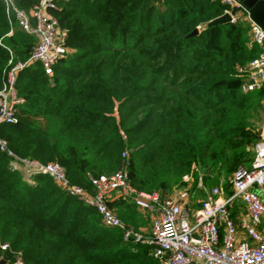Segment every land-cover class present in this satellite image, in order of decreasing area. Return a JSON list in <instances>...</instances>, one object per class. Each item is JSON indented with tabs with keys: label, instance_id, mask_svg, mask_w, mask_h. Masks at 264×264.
<instances>
[{
	"label": "trees",
	"instance_id": "16d2710c",
	"mask_svg": "<svg viewBox=\"0 0 264 264\" xmlns=\"http://www.w3.org/2000/svg\"><path fill=\"white\" fill-rule=\"evenodd\" d=\"M12 1L24 10L35 3ZM5 5L0 0V90L7 71L25 63L36 44ZM57 6L53 14L68 52L51 75L37 63L17 71L18 122L0 125V138L17 157L57 164L71 184L89 191L91 178L126 161L137 191L171 192L191 176V197L220 178L228 184L250 166L264 86L242 93L237 70L259 49L244 20L207 27L227 9L221 0H67ZM9 160L0 151V245L8 246L9 260L157 264L150 248L124 242L121 230L103 226L93 209L49 177L24 178ZM114 214L136 231L148 222L124 201Z\"/></svg>",
	"mask_w": 264,
	"mask_h": 264
},
{
	"label": "built area",
	"instance_id": "2783aa9c",
	"mask_svg": "<svg viewBox=\"0 0 264 264\" xmlns=\"http://www.w3.org/2000/svg\"><path fill=\"white\" fill-rule=\"evenodd\" d=\"M67 0H35L28 9L19 8L12 0H5V13L17 28L36 39V44L25 63L13 65L6 73L0 90V125L18 122L17 108L23 99L15 88L16 73L30 63H37L45 75L68 52L65 31L54 16L57 2ZM227 9L224 14L230 23L244 20L248 24L250 42L259 49L258 56L245 67L238 68L244 76L240 90L251 92L264 86V32L249 19L248 13L235 0H221ZM11 34L9 31L8 35ZM0 151L9 157V167H26L27 178L35 174L49 177L67 196L93 209L105 227L122 231L126 243L150 248L157 264H264V136L251 147L250 166L240 168L228 180L229 193L219 186L206 192L205 198L192 208L190 203L191 176L183 178L187 186L168 191H137L128 182L127 162L108 175L90 179L92 191L71 184L57 164L41 165L13 155L0 138ZM127 159V152L122 153ZM14 161V162H11ZM11 165V166H10ZM201 178L197 188H202ZM114 200L131 204L149 221L148 234L136 231L120 221L109 208ZM2 249H8L6 244ZM13 264H26L20 255Z\"/></svg>",
	"mask_w": 264,
	"mask_h": 264
},
{
	"label": "water",
	"instance_id": "95a60500",
	"mask_svg": "<svg viewBox=\"0 0 264 264\" xmlns=\"http://www.w3.org/2000/svg\"><path fill=\"white\" fill-rule=\"evenodd\" d=\"M248 13L249 19L258 25L264 32V0H235ZM230 16L223 14L221 17L214 19L207 24V27H213L219 24L230 23ZM197 30L193 31L189 36L197 34ZM0 264H5L0 262Z\"/></svg>",
	"mask_w": 264,
	"mask_h": 264
},
{
	"label": "rangeland",
	"instance_id": "374dc122",
	"mask_svg": "<svg viewBox=\"0 0 264 264\" xmlns=\"http://www.w3.org/2000/svg\"><path fill=\"white\" fill-rule=\"evenodd\" d=\"M261 117H262L261 122H260V124L258 123V129H259L258 137L259 136L261 137L262 128L264 127V112L261 114ZM5 143L7 144L6 141H5ZM13 155L15 156V154H13ZM19 159H21V158H19ZM11 162H14V161H11ZM14 166L17 168L15 171L20 172L24 178H27L25 173H26V171H28V169L26 167H23V166L18 165V164L14 165ZM191 182H193V178L192 177H191ZM184 186H185V184L181 185L180 188H183ZM214 186H219L224 191L225 194H226V191L228 190V184H227L226 180L223 179V178H220L216 182H214V181L213 182H209V183H207V185L204 186V189H203L204 192L203 191H199V192L193 193L192 197L190 198V203L192 204V206H194V205L197 206L198 203L202 200V197H203L204 193L208 192ZM146 224H147L146 226H144V227L142 226L144 231L147 232L144 235L148 234L149 221Z\"/></svg>",
	"mask_w": 264,
	"mask_h": 264
},
{
	"label": "crops",
	"instance_id": "0c3cea01",
	"mask_svg": "<svg viewBox=\"0 0 264 264\" xmlns=\"http://www.w3.org/2000/svg\"><path fill=\"white\" fill-rule=\"evenodd\" d=\"M262 136H264V127L262 128V132H261V137ZM260 137V138H261ZM119 200H114V201H112V202H109L108 203V206H109V208L112 210V211H114L115 212V210L117 209V207H119ZM138 213V212H137ZM139 214V213H138ZM139 231H144V229H143V227H140L139 228Z\"/></svg>",
	"mask_w": 264,
	"mask_h": 264
},
{
	"label": "flooded vegetation",
	"instance_id": "af4514ba",
	"mask_svg": "<svg viewBox=\"0 0 264 264\" xmlns=\"http://www.w3.org/2000/svg\"><path fill=\"white\" fill-rule=\"evenodd\" d=\"M6 250V249H5ZM5 250L1 248L0 245V262H3L5 264H13L11 260H9V258H7Z\"/></svg>",
	"mask_w": 264,
	"mask_h": 264
}]
</instances>
